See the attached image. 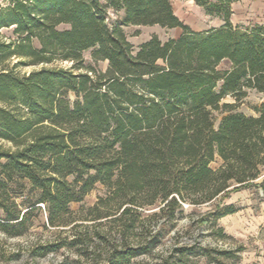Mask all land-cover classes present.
<instances>
[{"label": "trees", "instance_id": "16d2710c", "mask_svg": "<svg viewBox=\"0 0 264 264\" xmlns=\"http://www.w3.org/2000/svg\"><path fill=\"white\" fill-rule=\"evenodd\" d=\"M193 1L222 24L193 30L170 0L0 4V30L15 36L0 33V140L15 147L0 146L3 231L25 221L6 205L9 193L3 198L11 182L38 192L32 205L45 204L51 226L70 224V204L101 183L109 195L90 207L93 220L113 216L126 230L146 207L172 220L185 204L254 184L264 169V102L252 115L235 107L247 89L264 94V25L233 24L238 0ZM154 24L182 32L164 42L153 35L134 52L123 27ZM89 48L93 61H107L104 70L85 64ZM227 95L235 102L222 103ZM219 109L226 113L215 128ZM235 211L217 203L210 215Z\"/></svg>", "mask_w": 264, "mask_h": 264}, {"label": "rangeland", "instance_id": "374dc122", "mask_svg": "<svg viewBox=\"0 0 264 264\" xmlns=\"http://www.w3.org/2000/svg\"><path fill=\"white\" fill-rule=\"evenodd\" d=\"M170 2L174 13L193 30L223 22L207 15L193 0ZM5 3L0 0V4ZM108 16L107 21L111 22L116 13L109 11ZM231 21L233 24L264 25V0H238L232 5ZM64 27L67 25H58V28ZM123 29L134 52L153 35L164 42L177 38L182 32L179 27L157 24L129 25ZM0 33L15 37L11 28L1 29ZM91 51V48L82 51L85 64L104 70L107 61H93ZM17 60L10 59L9 65L13 66ZM56 63L63 67L71 65V61ZM35 67L19 66L16 69L28 72ZM221 102L231 103L235 99L227 95ZM263 102V93L247 89L245 96L236 102L235 111L252 115L255 107ZM213 113L216 128L226 112L219 109ZM0 146L10 150L15 148L4 140H0ZM219 162L216 157L210 165L215 167ZM262 173L254 184L229 191L213 202L196 206L185 204L183 214L172 220L151 216L157 206L146 207L133 230L123 229L121 221L114 220L113 216L93 220L94 212L90 207L100 197L105 199L109 195L108 188L101 183H95L81 200L70 204V224L51 226L45 204L32 205L38 192L21 182H11L4 187L5 192L2 190L3 198L9 193L6 205L11 211L24 213L25 221L10 229L14 233L0 228V264H264V188L257 186L262 181ZM217 203L232 204L236 211L214 219L210 212L215 210ZM3 215L0 209V217ZM153 235H156L154 245L149 243ZM134 249L137 252L131 254ZM121 255L123 260L119 258Z\"/></svg>", "mask_w": 264, "mask_h": 264}]
</instances>
